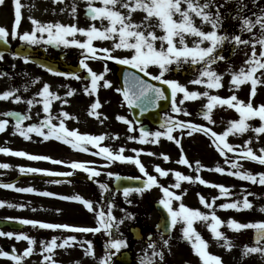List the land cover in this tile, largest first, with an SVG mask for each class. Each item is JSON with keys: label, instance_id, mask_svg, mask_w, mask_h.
<instances>
[{"label": "snow or ice", "instance_id": "6c2138e0", "mask_svg": "<svg viewBox=\"0 0 264 264\" xmlns=\"http://www.w3.org/2000/svg\"><path fill=\"white\" fill-rule=\"evenodd\" d=\"M14 11V22L9 30L5 26H0V41L8 43L9 36L12 39H19L28 45H55L56 47H76L80 50V59L78 69L85 71V75L81 76L78 70L60 72L50 66L46 67L49 73L75 80H86L89 83L83 88V92L89 97L95 96L90 103L88 114L90 116L100 118L101 113L97 109L101 108V101L98 98V92L101 87L111 88L112 82L105 78V74L109 69L105 65L104 70L97 72L90 66V60L99 61H117L121 65L129 66L134 71H128L124 75L123 87H117L115 91L122 96L123 104L129 109H139L143 114L150 109L160 107V102L170 100V111L173 114L165 113L163 121L159 125V130L151 131L144 127L139 118L128 119L125 115H117L116 119L127 125L129 133L137 132L139 125V135L129 134L128 141H137L141 145H157L161 142V138L174 142L177 146L181 145L179 135L186 134L191 136L195 132L203 133L210 139L211 144L219 151L221 156L226 157L224 163L229 164V169L217 164L214 169L216 173H226L232 177L239 178L242 181H250L252 184L264 186V171L255 172L243 167L241 160L246 162H255L264 166V147L254 150L251 146L253 139L249 138L244 141L243 146L235 145L229 142L230 135H242L249 131L255 133V139L258 141L261 134H264V103L255 105L253 98L257 95L258 87H264V6H259L258 0H250L256 9L252 11L248 8L246 0H236L235 15L231 16L232 20L239 21L238 32L229 33L224 29L226 16L221 9L224 8L230 0H86V16L92 21L86 27L78 26L77 23L65 24L62 22H43L33 16L27 19L31 23L30 30L20 31L22 24L23 4L21 0H12ZM53 3H63V0H53ZM5 0H0V5H4ZM65 9H60L63 12ZM246 13H250L246 14ZM77 5L75 2L71 6L70 15L76 19ZM137 15L141 16L138 20ZM97 23L99 26H97ZM209 25L210 30H204V26ZM247 34L248 38H244L243 34ZM78 36L83 39L77 38ZM95 41H110V47H98ZM226 45L231 46V52L234 55L240 46L249 48L250 52L245 53L243 63L237 68L229 65L227 72L217 71L216 65L219 62L227 63L228 57L224 53ZM117 50H125L129 54L125 56H117L114 53ZM5 52L0 50V61L4 59ZM23 56L24 62L31 61L30 56L22 53H13V58ZM191 68L195 73V77L188 83L191 85L203 86L204 91L190 90L189 87L180 83L176 79L166 78V73L171 71H179L185 67ZM14 67V66H13ZM156 69L154 74L152 69ZM142 74V75H141ZM230 76L229 88L231 94L224 97L219 94H213L212 90H219L225 87L224 77ZM7 75L0 72V77ZM27 75V74H26ZM161 82L167 88L161 87L157 83ZM39 77L31 80L32 84L37 83ZM101 82H103L101 84ZM242 86H250V94L247 101L240 99L236 94ZM67 90L64 96H60L57 92L51 90V85L43 82L42 88L34 94L30 99L25 100L20 94L18 88H9L0 92V101H11L13 103L25 102L29 112L34 104H42L43 119L39 123H28L24 125V121L31 120L28 113L18 111H3L0 116V133H4L10 124V118H15L13 125L14 134L18 133L25 140H30L31 133H36L43 137L45 141L54 138L57 141L70 145L72 149L82 152L89 151V145L94 146L98 151L93 155L103 157L106 161L105 165L97 166L94 161H77L72 160L66 162L59 159H53L47 155H34L27 151L13 150L9 147H0V153L9 154L16 157H26L29 160H50L54 164L67 163L73 171L71 172H52L50 170L19 166L20 173H45L49 176H65L70 177L76 170H80L87 174L88 179H95L101 176V167L110 166L111 163L121 162L129 163L136 166L142 176L121 177L113 172L105 173L109 178L115 176L116 180H137L142 182L139 187H123L122 193L127 203H132L129 199L130 195L137 193L143 195L144 192L158 187L162 192L159 204L167 213V232L169 239H164V233H161V241L163 247L157 250L155 242L148 245V249L144 251L140 259V264H163L165 258L164 249L170 252L169 240L171 239V230L176 225H181V239L187 241L193 254L196 255L201 264H224L223 259L218 254L209 251V242L204 238L202 233L197 229V223L206 226L213 239L217 244L224 247L225 250L231 251L234 247L232 239L228 238L222 226L226 224L227 228L239 233L241 230L253 229L254 241L250 246L245 244L242 246V258L248 257L250 254H259L264 258V220L239 222L235 218L223 220L217 215V207L221 210H252L254 204L249 200L250 195L255 193L241 189L244 193L243 199H233L230 202L216 204L220 197L232 196L231 188L222 183H212L200 175H187L181 171L165 169L159 164L154 165V172L158 175L150 174L145 164L140 159L141 154L156 156L157 153L146 151L144 148L131 149L134 155H126L125 148L121 146L118 150H113L108 146H101L102 141L106 138V134L92 135L81 133L75 129L66 127V119H75L69 112L61 110L58 116H53L52 102L62 101L64 105L70 103L68 98L76 94V89L68 85H62ZM24 91H28L25 87ZM206 98V103L201 106L200 114L204 121L209 125H214V109L226 108L233 109L238 113V118L230 119L228 126L221 132H217L213 127L202 123H196L188 119H179L178 116H191L185 107L186 101H197ZM123 106V105H122ZM39 115V114H37ZM107 117H105L106 119ZM260 121L258 126H253L250 121L257 119ZM58 120L59 123H54ZM103 123V120H101ZM177 133V135H174ZM113 139H119L116 134ZM181 155L176 161L177 164L192 167V163L184 155L183 148H180ZM233 156L228 158V154ZM164 161H169V155L165 153L159 154ZM12 165L8 163H0V169H9ZM205 166L199 161H195V171L199 173ZM171 175L175 178V182L165 186L158 179L159 177H168ZM52 183H61L60 180L51 181ZM182 182L190 184L199 183L208 187L219 190V196H213L211 200L206 199L204 195L197 194L199 203L208 211H202L200 208L187 206L183 202L186 189H182ZM101 190V199H104L105 193H111L108 183H99ZM0 187L13 189L20 193H36L34 187H17L15 183H2ZM181 190V191H176ZM117 191L121 189L117 188ZM39 195L46 197L58 196L57 193L51 191H42ZM60 199L66 201H75L81 203L95 217V226H76L68 223L45 222L37 219H19V223L30 225L34 228L50 229V230H67L69 233H101L106 234L109 239L104 244V254L98 258V264H113L112 258L121 252V249L128 246V241L121 238L119 233L120 225L123 218L118 219L113 214L114 203L108 200L107 206L101 204L94 207V202L85 198L80 194L71 196H59ZM174 201L179 202L178 206H174ZM99 203V202H97ZM21 208L24 204H13L0 199V208L2 207ZM257 211L264 213V205H260ZM57 211H60L57 209ZM125 218H133L131 213H125ZM8 219H12L9 217ZM115 230V231H114ZM0 237L15 238L17 241H26L27 247L22 252H18L15 247L11 251L4 250L0 246V258H7L14 264H23L26 258L31 257L36 251L37 240L24 232L2 231ZM222 241V243H221ZM40 254L42 259L40 264H59L54 258L56 249H69L79 244L83 249L85 257L95 258L94 245L91 240H78L76 235H66L64 237L52 236L49 240H40ZM86 245V247H85ZM73 264H81L76 260ZM189 264V262H186Z\"/></svg>", "mask_w": 264, "mask_h": 264}, {"label": "rangeland", "instance_id": "374dc122", "mask_svg": "<svg viewBox=\"0 0 264 264\" xmlns=\"http://www.w3.org/2000/svg\"><path fill=\"white\" fill-rule=\"evenodd\" d=\"M23 4V19L22 24L20 27V31L30 30L31 23L27 19L28 16H33L43 22H62L65 24L70 23H77L78 26L86 27L89 24L92 23L90 18H87L85 16V10H86V0H63V3H53V0H21ZM75 2L77 5V14L76 19H73V17L70 15V10L72 4ZM222 3L223 0H220ZM248 3V8L252 11H255L256 9L251 4L250 0H246ZM235 3L236 0H230V2L221 9L222 13L226 16L224 26L231 23V17L230 13L232 15H235ZM259 6H264V0H258ZM65 9L63 12L60 11V9ZM250 14V13H246ZM231 15V16H232ZM138 20L141 18V16L137 15L136 17ZM14 22V11H13V2L12 0H5L4 5H0V26H5L9 30L11 29ZM97 26L99 24L97 23ZM234 27L236 29H239V21H234ZM225 29V27H224ZM204 30H210L209 25L204 26ZM77 38L83 39V37L78 36ZM244 38H248L247 34H244ZM9 42L12 43V45H19L22 43L19 39H12L10 36L8 38ZM26 44V43H25ZM94 44H96L98 47H110L111 42L110 41H95ZM33 47H41V48H47V51L50 55L54 56L55 58H58L59 53L55 52L52 48H48L46 44H40V45H32ZM61 51L64 53L66 57V61L70 64H77V62L80 59V50L76 47H63L61 46ZM250 52L249 48H245L244 46H240L236 53L230 54L228 57L227 63L219 62L215 67L217 71L220 72H227V69L229 65H231L233 68H237L243 63L245 59V53ZM117 56H125L129 53L125 50H117L115 53ZM13 65L17 66V63L19 62V58H13ZM118 63L117 61H99V60H90L89 64L93 68V70L97 71L98 73L104 70L105 65L109 69L107 73L105 74V78L112 82L111 88H104L101 87L98 92V98L101 101V108L97 109L98 112L101 113V116L99 119L96 117L90 116L88 114V109L90 107V103L93 101L95 96L89 97L83 92V88L86 84H88V81L85 80H75L73 78H66V77H58L53 75H48L45 79H43V82H47L51 85V90L57 92L60 96H64L65 91L67 90L65 87H61L62 85H68L71 86V88L76 89V94L73 97L68 98L70 100V103L67 105H64L62 101H53L52 102V115L58 114L59 109L61 108H67L68 112L75 117L74 120L77 121V125L86 126L82 129L81 127V133H88L92 135H100V134H106L108 138H106L104 141L100 142L101 146H108L112 148L113 150H118L121 146L125 148V154L126 155H134L132 153L131 149L133 148H144L146 151H152L157 153L156 156H149L146 154H141L140 159L147 167L150 174L158 175L154 172V165L159 164L161 167L165 169H171L176 171H181L184 174L187 175H200L202 178L212 182V183H222L228 187L231 188V191L233 193L232 196L228 197H220L216 201V204H220L223 202H230L233 199H243L244 193L241 191V189H246L248 192L255 193V195H250L248 198L251 200L254 204V208L252 210H243V211H236V210H221L217 207V215H219L223 220L227 221L229 218H235L239 222H250V221H259L264 220V213H261L257 211L256 209L260 205H264V186H261L259 184H252L250 181H242L239 178L232 177L226 173H216L215 171H211L209 169H214L217 164H219L222 167H225L226 169H229L230 165L225 164L224 161L226 157L221 156L219 154V151L215 149V147L211 144L210 139L206 137L203 133L195 132L191 136H188L186 134L187 130H185V133L183 135H179L178 138L181 139V145L177 146L174 142L168 141L166 138H161V142L157 145H141L137 141H128L127 136L129 134L139 135L138 132V126H137V132L135 133H129L127 130V125L123 122H120L116 119L117 115H125L128 119H133L132 113L130 109L123 104L122 96L120 93H117L115 89L119 87L118 79L116 76V72L114 69V64ZM24 67H36L34 64L31 63H25L22 64ZM76 67V66H75ZM153 73H156V69H152ZM34 75V74H33ZM32 74L29 75V78L33 76ZM196 73L189 67H185L182 70L179 71H171L169 73H166V78L168 79H176L180 83H183L189 87L190 90H198V91H204L205 89L203 86L198 85H191L188 82L195 77ZM229 80L230 76L225 75L224 77V84L225 87L219 90H212L213 94H219L221 96H228L231 94V90L229 88ZM39 82V81H38ZM35 83L32 84L31 81H29L25 86L28 88V96L29 98H32L35 93H37L41 88L39 84ZM103 82H101L102 84ZM240 99H243L245 101L248 100L249 94H250V86H242L239 91L236 93ZM206 103V98H201L197 101H186L184 107L191 112V116H184L183 114H180L178 116L179 119H190L193 122L196 123H202L206 124L208 126L213 127V129L217 132L223 131L228 126V121L230 119L238 118V113L235 112L233 109H226V108H217L214 109L213 115L214 119L216 120V123L214 125H209L207 121L203 120L202 115L200 114L201 106ZM253 103L255 105H259L261 103H264V87H258L257 95L253 98ZM13 108L16 106V103H12ZM123 105V106H122ZM171 107V105H170ZM42 107H39L37 104H34L31 108V111L28 113L31 116V120H28V123L36 122L40 115H46L43 113ZM21 111L23 110L22 108ZM165 113H169L172 115H176L171 113L170 108ZM165 113L162 116V121ZM39 114V115H37ZM105 117H107L105 119ZM101 120H103V123H101ZM250 123L255 127L258 126L260 121L257 119L250 121ZM13 129V128H12ZM14 130V129H13ZM159 130V127H152V131ZM116 134H119V139H113ZM31 139L25 140L21 136H16L8 139H0V147H9L11 149L15 150H24L28 147L33 148L30 152H37V134L31 133ZM174 135H177V133H174ZM252 138L253 143L252 147L254 150H257L260 147H264V134H261L259 137V140L257 141L255 139V133L252 131H249L242 135H230L229 136V142L233 143L235 145L243 146V143L245 140ZM89 151L88 152H82L79 150L72 149L70 145H67L63 143L62 141L59 142L58 148H51L45 146V153L47 154H54L59 155L60 160L70 162L72 160L77 161H94L97 166L105 165L106 161L103 157H99L96 155H93L92 153L95 151H98V149L94 146L89 145ZM183 148L184 155L187 156V158L192 163V167L189 168L185 165L177 164L176 161L180 158L181 151L180 148ZM31 150V149H30ZM74 151V152H73ZM76 152V153H75ZM68 153V154H67ZM70 153H75L73 155V158H71ZM160 153H165L169 155L170 160L164 161L163 158L159 155ZM233 153L228 154V158L232 157ZM199 160L205 167L197 173L195 171V161ZM8 163L12 165L9 169H0V179L1 180H8L13 181L17 178L19 174V166H23L21 160L19 159H11V160H0V163ZM240 163L243 165L244 168L248 170H253L255 172L264 171V166L259 165L255 162H246L244 160H241ZM46 170H50L52 172H71L73 171L70 167H68L67 163L60 164L54 168H46ZM101 176L96 177V179H106L108 182H111L113 180V177L109 178L105 173L107 172H113L115 174H130L134 173L136 176H142V174L139 172L138 168L132 164L129 163H121L119 161L111 163L110 166L101 167ZM75 173H83L86 174L80 170H76ZM42 174V173H39ZM44 174V173H43ZM158 179L162 184L165 186H168L171 183L175 182V178L171 175L168 177H159ZM43 182V183H42ZM48 182V183H47ZM17 187L22 186H31L36 187L40 186L41 188H44L45 190H54L60 192V195L56 196L59 198V196H71L74 194H80L84 196L85 198L92 200L94 202V207H99L100 204L97 203V200L94 197V194L86 191V188L80 187V186H71L70 184L66 183H49L47 179H44L41 181V183L37 182H28V181H22L19 183H16ZM203 188V191L202 190ZM6 189V188H3ZM186 189V194L183 197V202L190 207L193 208H200L202 211H208L203 205L199 203L198 193L205 196L206 199L211 200L213 196H219V190L212 188V187H206L205 185H201L199 183L190 184L189 182H182V189ZM209 189L210 191H206ZM10 190V189H9ZM13 190V189H12ZM176 190V191H181ZM64 194V195H62ZM121 200H123V210L118 211V214L115 213V216L120 219L123 218V223L120 225L119 233L121 235V238H124L128 241V246L126 248L132 249L134 254H144V251L147 249L148 246L145 242H131L129 241V232L127 231V226L129 225L128 218H125V213L127 209L130 206L133 207H141V211H146L147 216L141 215L143 219L149 224L150 226H154L156 222L158 221L159 217L157 212L152 209L148 208L147 205L150 203L152 204L154 200H159L162 197V192L158 187H154L153 189L144 192V194L141 196L139 194L133 193L130 195L129 199L132 201L133 204H129L125 201L123 197V193L119 195ZM16 198V197H15ZM13 199V204H20L22 202V196H20V193L17 196V199ZM48 198V197H46ZM5 199L4 197L2 198ZM148 203V204H147ZM179 202L174 201V206H178ZM70 207V205L61 206V209ZM106 207V206H105ZM23 210L21 208H11V207H2L0 208V214L6 215V217H0V218H9L11 217L12 220L19 221V219H22ZM132 210V208H131ZM6 213V214H5ZM53 211H48L46 214H52ZM77 213V211H76ZM76 218H68L64 221H71L75 222L76 226H82L81 223H84V226H95V217L94 214L90 216L88 219L82 218L80 215L76 214ZM137 218V217H136ZM32 219V218H31ZM37 220H42L45 222H53L56 220V218L52 216L44 217L43 219L41 217L33 218ZM144 221V222H145ZM55 223V222H54ZM30 226V225H29ZM181 225H176L174 228V233L176 236H181ZM197 229L199 231H205L207 230L206 226L202 223H197L196 225ZM227 228L226 224L222 226V229ZM7 232V230H2ZM35 231L37 230V227L35 228ZM60 232H65L66 230H59ZM115 231V230H114ZM254 230L253 229H247V230H241L239 233L234 232V238L233 241L234 247L231 249V251L225 250L224 247L219 246L218 244H215L213 241L208 240L209 242V251L213 254H218L222 257L224 264H264V258H262L259 254H250L246 258H242V246L245 244L252 245V234ZM88 236L92 235L91 241L94 245V251H95V258H93L92 264H98V258L101 254L100 248L96 246V243L102 242L103 245L105 242L109 239V237L101 233H87ZM35 237V236H34ZM38 237V236H36ZM35 237V238H36ZM5 237H0V246H2V243H4ZM49 240V239H48ZM20 243L21 241H16ZM162 243V242H161ZM160 243L157 245V250L161 249ZM20 252V249L17 250ZM103 256V255H102ZM101 257V256H100ZM171 261L173 264H184V262H189L190 264H201L199 258L193 254V250L189 243L186 244H176L175 251L171 253ZM7 259V258H6ZM0 264H7V263H0ZM8 264H14V262L8 263Z\"/></svg>", "mask_w": 264, "mask_h": 264}, {"label": "flooded vegetation", "instance_id": "af4514ba", "mask_svg": "<svg viewBox=\"0 0 264 264\" xmlns=\"http://www.w3.org/2000/svg\"><path fill=\"white\" fill-rule=\"evenodd\" d=\"M10 46H11V51L9 53H5L4 59L2 61H0V72H5L7 73V75L0 77V92L7 90L9 88H18L20 94L24 97L25 100L30 99L28 96V91H24V88L26 87L25 85L31 81L32 79H34L35 77H39L40 80V86L43 84V79H45L48 75H53V76H58V75H54L52 73H49L47 70H45L42 67L36 66V67H24L22 64L24 62L23 57H17L19 58V62L17 63V66L13 65V60H12V56L14 51L18 48V47H22V48H26L28 46L24 45V42H22L21 44L17 45V46H13L12 43L10 42ZM21 50V49H20ZM32 56H36V57H46L49 58L51 60L54 61H58L59 65H60V72H68L71 71L69 68H67L66 63L64 62V59H60V57L57 59L55 57H53L52 55H50L47 51V48H35L32 49ZM60 56V55H59ZM32 62H28V64ZM14 66V67H13ZM27 74V75H26ZM30 74H34L33 76H31L29 78ZM85 75V71L83 74H81V76ZM61 77V76H58ZM63 78V77H62ZM38 82V84H39ZM13 102L11 101H0V113H2L3 111H19L21 113H29L28 110V106L25 102H21V103H16L17 108H13L12 105ZM39 107H42V104H37ZM22 108L23 110L21 111ZM67 111V108H61L58 111ZM60 112H58V114L54 115L58 116ZM44 115H40L39 118L37 119L36 122H31V123H39V121L41 119H43ZM4 118L3 116H0V119ZM54 123H59L58 120H54ZM14 121L10 118V124L8 129L4 132V133H0V139H8V138H12V137H16V136H20L18 133L14 134V130L13 125H14ZM65 124L66 127H68L69 129H75L79 132H81V127L82 129L86 126H81V125H77V121L74 119H66L65 120ZM24 125H27V120L24 122ZM37 143H38V147H37V152H30L33 150V148L28 147L22 151H27L30 154H34V155H47L52 157L53 159H59L60 157L59 155H54V154H47L45 153V149L44 147L47 146L51 147V148H58L59 146V142L55 140L54 138L49 139L47 141H45L43 139V137L39 136L37 134ZM31 149V150H30ZM15 150V149H13ZM74 152V151H73ZM76 153V152H75ZM75 153H70L71 158H73V155ZM68 154V153H67ZM20 159L22 162L23 167H35V168H42V169H46V168H54L60 164H54L52 163L50 160L45 161V160H29L26 157H16L13 155H9V154H3L0 153V160H11V159ZM7 163V162H6ZM87 174H83V173H75L72 176L75 177L74 180H72L70 183H67L68 185L70 184L71 186H80V187H84L86 188V191L94 194V196L96 197H100L101 199V190L99 189L98 186V182L99 183H108L111 189V193H105L104 194V199L102 200V203L104 206H107V202L108 200H111L115 207L113 208V214L115 215L118 214V211L120 212V210H123L124 207L123 206V200H121L120 198V194H122L121 192H116L114 187H113V182H114V178L111 182H108L106 179H86L84 178V176H86ZM43 176V175H42ZM28 181V182H37V183H41V181L44 180V178H38L36 175H28L27 173L25 174H21L19 175L15 180L13 181H8V180H1L0 179V184L2 183H17V182H21V181ZM43 183V182H42ZM22 187H27V186H22ZM37 189L36 193H20V192H16L15 190L12 189H3V187H0V199H2L3 197L5 198L4 200L9 202V203H13V199H17L18 194L20 193V196H22V202L20 204H24L25 207L23 208V215L22 218H27V219H33V218H38L41 217L42 219L44 217L47 216H52L54 218H56L55 223H68L71 225H78L75 222H71V221H64L65 219L68 218H76L77 215H80L82 218L88 219L90 216H92V212H89L81 203L79 202H75V201H66V200H62L56 196L54 197H48L46 198V196H42L39 195V192L42 191H51L54 193H57L58 195H60V192L58 191H54V190H45L44 188H41L40 186H36L34 187ZM64 195V194H62ZM150 204V203H149ZM65 205H70V207L61 209V206H65ZM57 209H59L60 211H57ZM48 211H53L54 213L52 214H46V212ZM77 211V213H76ZM6 214V213H5ZM146 215V213H144ZM7 215V214H6ZM6 215H1L0 217H6ZM49 222V221H48ZM80 225L84 226V223H81ZM145 233L146 235L151 234L153 237H155L157 239L156 242V246L158 245V243H160L161 247L162 245V241H161V232L160 231H156L154 228H151L150 226H146L145 227ZM38 231H35V228L29 225H25L24 228L22 229L21 232H24L30 236H38L36 237L37 240V245H36V251L34 252V254L29 257L26 258L25 261L23 262V264H40V261L42 259V256L40 254V240H48L50 239L52 236H60V237H64L66 235L72 234V235H76L78 240L81 241H88L91 240L93 237L88 236L87 233H69L67 230L65 232H60L59 230H50V229H40L37 227ZM152 237V238H153ZM5 241L4 243H2V247L4 249V244H8L10 246V249L13 248V246L15 247L16 250L20 249V252H22V250L27 247V242L26 241H21L20 243L16 242L17 240H15V238H4ZM164 239H169V236H164ZM186 244L188 243L187 241L181 239V236L178 237L176 236V234L174 233V229H173V233L171 235V239L169 240V245H170V249L171 251L169 252L168 249H165V258H164V264H173L171 261V253H173L175 251V246L176 244ZM96 246L98 248H100V256H102L104 254V245L102 242L96 243ZM86 247V245H85ZM129 249L123 248L121 249L120 253H117L113 258H112V262L113 264H124V260L120 258V255ZM132 251V250H130ZM99 256V257H100ZM59 264H73L74 261L79 260L81 261V264H92L93 263V258L91 257H85L84 253H83V249L80 247L79 244L73 246L72 248L69 249H56V255L54 257ZM132 259L133 262L131 264H140V258L135 255L132 251ZM11 263L13 261L6 259V258H0V263Z\"/></svg>", "mask_w": 264, "mask_h": 264}, {"label": "water", "instance_id": "95a60500", "mask_svg": "<svg viewBox=\"0 0 264 264\" xmlns=\"http://www.w3.org/2000/svg\"><path fill=\"white\" fill-rule=\"evenodd\" d=\"M52 46L55 49H58V47H56L55 45H52ZM0 50H2L4 52H8L9 51V45L5 44L3 41H0ZM17 52L22 53L23 55H28L30 53V50L26 49V50H23L21 52L19 50H17ZM32 60L34 62H36L37 64H39L40 66L41 65L50 66L53 69H55L56 71H59V67H58L57 62H53V61H50V60L44 59V58H33ZM117 68H118L117 76H118V80L120 83V87H123L125 73L128 71H134V70L129 68V66L121 65V64H118ZM75 70H78L79 72H81L82 69H78V67H77ZM145 78L149 79L150 82H152V83H157L161 87L167 88V86L163 85L161 82L151 81L150 77H145ZM170 104H171L170 100L161 101L159 108L150 109L149 111H147L143 114L140 113L139 109L133 108L131 110H132V114H133L134 119L139 118L141 123L144 121V119H148L152 124L160 125L161 124V112L167 110ZM144 127L151 130V127L149 124H144ZM121 177H128V176H121ZM114 186H115L116 190H117V188L122 190L123 187H139V186H142V182L137 181V180H119V181L115 180ZM155 208L160 215V220L158 222L157 227L160 228L164 234H168V232H167V223L168 222H167L166 210L163 209V207L159 204V202L155 204ZM23 226H24L23 224H21L17 221L0 219V228H10L13 230H20V229H22ZM130 231H131L134 239H136V240L142 239L143 234H142V231L139 227H133L130 229ZM253 241H254V234H253ZM123 256H125V258L127 259L125 261V263L130 264L131 260L129 259V261H128V258H129L128 253H125Z\"/></svg>", "mask_w": 264, "mask_h": 264}, {"label": "trees", "instance_id": "16d2710c", "mask_svg": "<svg viewBox=\"0 0 264 264\" xmlns=\"http://www.w3.org/2000/svg\"><path fill=\"white\" fill-rule=\"evenodd\" d=\"M231 15H232V13H230V17H231ZM234 15V14H233ZM250 15V14H249ZM234 21H236V20H232L231 19V23H229V24H227L226 25V27H225V29L229 32V33H235V32H238V29H236V27H234ZM243 36H244V34H243ZM226 57H229L230 56V54H232V52H231V46L230 45H226L225 46V49H224V53H223ZM133 222L134 223H136L137 222V224H142V222H143V218L141 217L140 219H139V221L138 220H133ZM225 232V231H224ZM225 234H226V236L228 237V238H230V239H232L233 240V238H234V235H233V230H229V231H227V232H225ZM204 236V238H208V234H206V235H203ZM210 237L212 238V236L210 235ZM234 242V241H233ZM221 243H222V241H221ZM235 243V242H234Z\"/></svg>", "mask_w": 264, "mask_h": 264}]
</instances>
